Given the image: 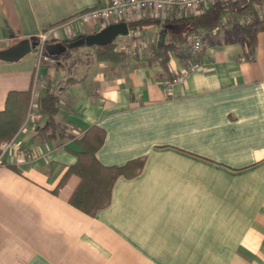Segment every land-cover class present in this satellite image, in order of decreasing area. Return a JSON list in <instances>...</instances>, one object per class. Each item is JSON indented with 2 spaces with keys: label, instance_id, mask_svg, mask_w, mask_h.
I'll list each match as a JSON object with an SVG mask.
<instances>
[{
  "label": "crops",
  "instance_id": "crops-1",
  "mask_svg": "<svg viewBox=\"0 0 264 264\" xmlns=\"http://www.w3.org/2000/svg\"><path fill=\"white\" fill-rule=\"evenodd\" d=\"M103 1L0 0V50L47 27L50 41L90 34L102 25L68 19ZM156 16L167 20L129 31L151 48L178 15L124 19ZM217 31L203 40L201 66L169 90L188 63L173 46L166 69L145 54L97 59L84 47L43 69L52 85L68 80L57 121L77 136L104 130L101 164L143 163L87 214L67 200L75 175L58 186L79 142L34 136L30 122L14 140L25 158L9 149L0 164V264H264V30L245 48ZM31 56L0 59V110L8 91L29 88Z\"/></svg>",
  "mask_w": 264,
  "mask_h": 264
},
{
  "label": "trees",
  "instance_id": "trees-1",
  "mask_svg": "<svg viewBox=\"0 0 264 264\" xmlns=\"http://www.w3.org/2000/svg\"><path fill=\"white\" fill-rule=\"evenodd\" d=\"M263 2L264 0H224L214 2L201 11L173 17L170 21L188 22L190 28L186 31L161 28L159 38L152 46V55L149 58H158L163 69H166L168 60L166 50L172 46L176 47L177 56L185 62L199 58V53L204 45H201L196 57L193 56L190 53L192 33L203 31L206 37L212 36L213 29L217 31L220 26L225 24H231L233 29H240L247 39L246 44L254 47L257 32L264 30V15L256 13L255 4ZM166 20L167 18L156 16L126 22L129 31L135 32L149 25L156 26ZM77 37L79 36L76 35L72 40ZM113 41L114 39L105 45H94L97 59L108 60L111 55H125L122 51L115 49ZM66 53L63 54L67 55ZM63 54L55 56L56 62L60 61L59 58ZM67 83L68 80L67 82L64 80V84L52 85L45 78V84L37 98L36 110L40 113L41 120L34 125V136L45 139H76L79 142L80 148L74 151L76 161L65 170L58 186L62 185L71 174L75 175L77 182L67 200L81 211L93 214L97 209L109 203L111 188L117 176L135 175L140 171L143 159H134L121 166L103 165L95 155L105 136L101 127L96 124L88 125L77 136L68 128L67 124L57 121L58 95ZM29 102V88L7 92L4 107L0 110V143L14 136L23 125L29 109Z\"/></svg>",
  "mask_w": 264,
  "mask_h": 264
},
{
  "label": "built area",
  "instance_id": "built-area-1",
  "mask_svg": "<svg viewBox=\"0 0 264 264\" xmlns=\"http://www.w3.org/2000/svg\"><path fill=\"white\" fill-rule=\"evenodd\" d=\"M224 0H104L102 4L79 11L73 14L68 22L76 24L89 25L98 23L102 26L124 20L127 16L134 12L142 10H150L155 15L168 16L173 13L177 15L188 14L191 12L201 11L210 4ZM255 11L259 15H264V2L255 4ZM223 25V22L221 23ZM54 27H47L36 35V45L33 48L35 57L33 75L30 89L29 109L26 114L25 121L18 132L11 138L0 143V164L3 163V156L7 150L12 149L13 155L17 160L25 158V150L15 147L14 140L17 134L27 127L29 122L37 123L41 120V115L36 110L37 98L39 92L43 88L45 81L42 77L43 69L55 63L56 58L46 49V43L50 41ZM216 29L211 31V35H215ZM206 34L203 31H196L190 36V53L196 57L201 48ZM114 47L117 51H122L130 57L145 54L152 55V48L147 46L145 42L135 33H127L121 35L120 38L114 39ZM201 63L198 58L188 61L186 66L171 79L164 82L165 88L170 89L171 85L183 80L189 72L199 68Z\"/></svg>",
  "mask_w": 264,
  "mask_h": 264
},
{
  "label": "water",
  "instance_id": "water-1",
  "mask_svg": "<svg viewBox=\"0 0 264 264\" xmlns=\"http://www.w3.org/2000/svg\"><path fill=\"white\" fill-rule=\"evenodd\" d=\"M129 32L127 22L120 20L108 23L98 30L77 37L68 42L61 40H51L46 43L47 51L54 56H58L71 47H79L83 45H105L118 35H125ZM36 45V40L23 38L12 45L0 50V59L6 61H15L32 51Z\"/></svg>",
  "mask_w": 264,
  "mask_h": 264
},
{
  "label": "rangeland",
  "instance_id": "rangeland-1",
  "mask_svg": "<svg viewBox=\"0 0 264 264\" xmlns=\"http://www.w3.org/2000/svg\"><path fill=\"white\" fill-rule=\"evenodd\" d=\"M172 24H173V26H172ZM170 25H171V27L173 29L180 30V31H186V30H188L190 28V24L188 22H184V21L171 22V23H169L168 26H170ZM217 37H220V38L229 37L237 45H239L241 47L243 46V48H245V46H246V41H247L246 37L242 34L240 29H233L231 27V24L230 25L229 24H225L223 26H220V28L217 31ZM113 39H115V38H113ZM79 47H84L83 49H86V48L91 49V48H94L95 46L94 45H91V46L83 45V46H79ZM75 49H76V47L68 48V50L66 51L67 53L66 52H64V53H66L67 55L71 54L73 51H75ZM32 53H33V49H32V51L29 54H26L21 59H24V57H27V59H30V57H32L31 56ZM63 55H65V54H63ZM18 61H20V59L17 60L16 62H13V63H17Z\"/></svg>",
  "mask_w": 264,
  "mask_h": 264
}]
</instances>
